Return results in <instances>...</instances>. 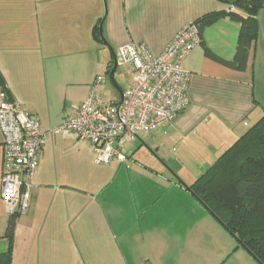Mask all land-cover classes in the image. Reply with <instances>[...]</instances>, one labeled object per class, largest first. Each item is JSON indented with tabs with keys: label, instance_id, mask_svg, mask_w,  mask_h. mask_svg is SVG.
Segmentation results:
<instances>
[{
	"label": "crops",
	"instance_id": "crops-1",
	"mask_svg": "<svg viewBox=\"0 0 264 264\" xmlns=\"http://www.w3.org/2000/svg\"><path fill=\"white\" fill-rule=\"evenodd\" d=\"M218 8L217 0H0L7 96L48 132L10 264H259L188 188L264 114L256 51L244 70L204 54L232 60L239 23L221 18L203 29L182 62L189 104L169 124L121 140L126 161L97 165L89 142L50 131L74 114L97 77L100 97L120 100L132 68L114 67L118 46L145 44L157 56L183 26ZM2 159L0 132V180ZM7 221L0 193V252ZM140 247L148 254L135 258Z\"/></svg>",
	"mask_w": 264,
	"mask_h": 264
},
{
	"label": "built area",
	"instance_id": "built-area-1",
	"mask_svg": "<svg viewBox=\"0 0 264 264\" xmlns=\"http://www.w3.org/2000/svg\"><path fill=\"white\" fill-rule=\"evenodd\" d=\"M199 41L198 26L191 21L157 56L145 44L118 46L116 62L132 68V83L122 92V99H102L97 91L102 78L97 77L89 95L75 106L74 114L63 117L50 131L59 134L68 130L89 142L97 165L126 161L121 140L132 141L139 133L169 124L189 104V74L182 62ZM0 132L1 198L7 216L21 215L29 207L31 180L48 132L40 128L33 113L4 91H0Z\"/></svg>",
	"mask_w": 264,
	"mask_h": 264
},
{
	"label": "trees",
	"instance_id": "trees-1",
	"mask_svg": "<svg viewBox=\"0 0 264 264\" xmlns=\"http://www.w3.org/2000/svg\"><path fill=\"white\" fill-rule=\"evenodd\" d=\"M219 8L194 20L200 38L203 29L221 18L240 25L232 60H224L208 48L210 59L235 70H244L259 31L257 15L264 0H217ZM94 35L102 36L97 27ZM0 89L7 95L0 73ZM8 97V96H7ZM114 163V162H113ZM108 166V165H107ZM198 201L259 264H264V114L240 135L191 184ZM18 215L8 216L4 237L7 248L0 252V264H10Z\"/></svg>",
	"mask_w": 264,
	"mask_h": 264
},
{
	"label": "rangeland",
	"instance_id": "rangeland-1",
	"mask_svg": "<svg viewBox=\"0 0 264 264\" xmlns=\"http://www.w3.org/2000/svg\"><path fill=\"white\" fill-rule=\"evenodd\" d=\"M257 19L259 23V31L252 47V53L256 51V55H257L255 59V73L257 75L255 91L257 96L262 97L264 104V64H263L264 55H262V58L260 55L264 53V3H263V8L259 11L257 15ZM260 62L263 64L262 69L259 67ZM138 142L140 143V141ZM147 254L148 252L140 247L135 252V258L139 255L146 257ZM232 262H233V258L230 259V261H228L226 264H231Z\"/></svg>",
	"mask_w": 264,
	"mask_h": 264
},
{
	"label": "water",
	"instance_id": "water-1",
	"mask_svg": "<svg viewBox=\"0 0 264 264\" xmlns=\"http://www.w3.org/2000/svg\"><path fill=\"white\" fill-rule=\"evenodd\" d=\"M100 30V29H99ZM116 64H117V62H116V60L114 59V67L116 66ZM109 77L112 79V77H113V70L112 71H110V73H109ZM122 99V93H120V100Z\"/></svg>",
	"mask_w": 264,
	"mask_h": 264
}]
</instances>
